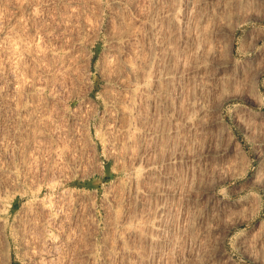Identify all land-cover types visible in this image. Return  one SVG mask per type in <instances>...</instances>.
<instances>
[{"label": "rangeland", "instance_id": "rangeland-1", "mask_svg": "<svg viewBox=\"0 0 264 264\" xmlns=\"http://www.w3.org/2000/svg\"><path fill=\"white\" fill-rule=\"evenodd\" d=\"M0 264H264V0H0Z\"/></svg>", "mask_w": 264, "mask_h": 264}]
</instances>
